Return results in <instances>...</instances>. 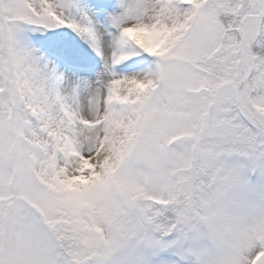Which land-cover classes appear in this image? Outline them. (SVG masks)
I'll use <instances>...</instances> for the list:
<instances>
[{
	"label": "snow or ice",
	"instance_id": "6c2138e0",
	"mask_svg": "<svg viewBox=\"0 0 264 264\" xmlns=\"http://www.w3.org/2000/svg\"><path fill=\"white\" fill-rule=\"evenodd\" d=\"M0 264H264V0H0Z\"/></svg>",
	"mask_w": 264,
	"mask_h": 264
}]
</instances>
